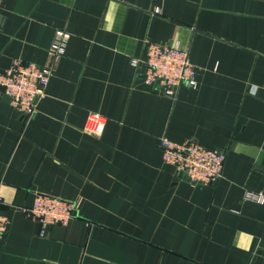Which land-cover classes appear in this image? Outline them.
<instances>
[{
	"label": "crops",
	"instance_id": "1",
	"mask_svg": "<svg viewBox=\"0 0 264 264\" xmlns=\"http://www.w3.org/2000/svg\"><path fill=\"white\" fill-rule=\"evenodd\" d=\"M58 29L37 112L0 95V264H264V0H1L0 71L54 64ZM148 40L188 49L197 86L142 80ZM164 136L225 151L223 177L192 185ZM38 192L77 216L41 235Z\"/></svg>",
	"mask_w": 264,
	"mask_h": 264
},
{
	"label": "built area",
	"instance_id": "2",
	"mask_svg": "<svg viewBox=\"0 0 264 264\" xmlns=\"http://www.w3.org/2000/svg\"><path fill=\"white\" fill-rule=\"evenodd\" d=\"M1 3V0H0ZM71 33L58 29L50 48L54 64L40 66L32 61L16 58L11 65L0 71V95L7 94L12 105L26 118L38 110L41 98L47 94V86L55 70L56 62L65 54ZM132 64L142 80L161 89L168 96H175L182 84L196 87L198 84L196 66L188 49L179 43L165 44L148 40L145 56L133 57ZM164 160L177 170L192 185L216 184L224 174L227 159L225 151L207 148L193 140L177 142L164 136L160 140ZM245 199L264 204V193L247 189ZM3 197L0 195V204ZM27 216L41 226L40 234L46 235L55 225H67L78 214V204L52 194L38 192L32 206L24 207ZM11 224L8 215L0 212V237Z\"/></svg>",
	"mask_w": 264,
	"mask_h": 264
}]
</instances>
